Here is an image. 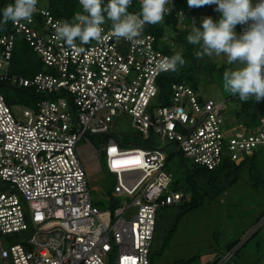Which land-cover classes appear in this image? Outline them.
<instances>
[{
  "label": "built area",
  "instance_id": "obj_1",
  "mask_svg": "<svg viewBox=\"0 0 264 264\" xmlns=\"http://www.w3.org/2000/svg\"><path fill=\"white\" fill-rule=\"evenodd\" d=\"M180 1L188 3L168 0L160 23L175 15L178 28L186 27ZM139 8L133 0L128 11ZM57 21L63 20L37 4L31 22H12L14 30L0 36V259L3 264H153L158 213L179 207L185 198L158 141L176 145L181 156L214 171L225 161L264 158V117L252 126H232L224 103L203 99L187 83H173L166 103L160 79L173 70H161L160 64L176 54L175 31L156 36L145 25L133 43L115 37L109 21L102 41L76 42L73 48L56 39ZM19 37L45 66L33 78L12 73ZM5 86L33 87L40 94L35 109L23 111L24 121L7 102ZM121 115L131 118L148 146L126 149L111 135ZM97 136L107 138L99 142L101 150L93 141ZM99 151L118 180V196H125L110 209H101L92 196L90 166L99 163ZM235 254L236 249L229 251L223 264Z\"/></svg>",
  "mask_w": 264,
  "mask_h": 264
},
{
  "label": "rangeland",
  "instance_id": "obj_2",
  "mask_svg": "<svg viewBox=\"0 0 264 264\" xmlns=\"http://www.w3.org/2000/svg\"><path fill=\"white\" fill-rule=\"evenodd\" d=\"M37 4L47 8L48 0H38ZM77 11H82L81 6H78ZM204 17L216 20L211 6L199 12L193 23L184 29L192 31L200 25ZM166 33L171 37L174 30L166 28ZM174 38H177L176 35ZM175 43L176 54H180L185 60L184 67L181 68L187 69L192 63H197L201 68L194 76L199 95L205 100L226 105L228 124L236 126L264 117V100L256 103L254 98H250L244 102L224 90L223 73L236 66L228 64L226 56L213 54L211 57H198L196 53L201 48L194 45L195 55L190 60L189 49ZM18 65L13 62L12 73L23 74ZM44 70L43 67L42 71ZM2 90L19 120L24 121L22 113L25 109H35L36 97L9 86ZM30 91L36 93L35 89ZM111 135L120 143H125L126 149L137 147L135 144L148 146L127 115H121L115 120ZM93 141L95 147L101 150L99 142L106 143L107 138L97 136ZM83 144L84 141L81 146ZM157 147L162 149L167 160L171 159L167 171L175 175L179 191L185 198L180 207L162 209L158 213L152 250L153 264H206L212 260L209 257L216 254L221 257L218 264H223L227 246L237 241L240 251L227 264H264V158L257 156L255 159L244 160L238 164L236 170L227 169L216 174L214 179L203 176L194 178L186 173L187 170L182 164L184 161L187 169L192 170V161L177 153L176 145L158 141ZM99 163L101 168L96 171L95 165ZM99 163L90 166L92 196L100 208L110 209L125 196H118V180L108 172L105 154L100 151ZM114 256L115 252L110 256L112 263ZM0 264H3L1 259Z\"/></svg>",
  "mask_w": 264,
  "mask_h": 264
},
{
  "label": "clouds",
  "instance_id": "obj_3",
  "mask_svg": "<svg viewBox=\"0 0 264 264\" xmlns=\"http://www.w3.org/2000/svg\"><path fill=\"white\" fill-rule=\"evenodd\" d=\"M132 2L79 0L82 11L71 22L57 21L53 26L55 37L73 48L77 47V40L82 45L92 40L100 42L104 38L103 26L110 21L115 37L135 43L145 25H157L163 20L168 0H139L138 12L128 11ZM37 3L38 0H13L0 9V27L9 21L31 22ZM188 4L190 7L216 5L215 11L220 13L216 20L204 17L187 35L190 44L201 48L196 55L202 58L223 54L228 64L236 65L223 73L224 90L244 102L250 98L256 103L264 100V0H188ZM237 25L245 26L244 31L237 33ZM184 64V58L177 53L165 58L160 68L175 71Z\"/></svg>",
  "mask_w": 264,
  "mask_h": 264
},
{
  "label": "trees",
  "instance_id": "obj_4",
  "mask_svg": "<svg viewBox=\"0 0 264 264\" xmlns=\"http://www.w3.org/2000/svg\"><path fill=\"white\" fill-rule=\"evenodd\" d=\"M12 2H13V0H0V9L4 8L5 6H7L8 4H10ZM78 6H80L78 3V0H48V7L47 8L51 11V13L53 14V16L56 19L68 20L69 22H71L74 15L78 12L77 11ZM178 6L180 8H183L184 10H186V13H187V18L185 20V26L186 27L188 25L192 24L194 19L197 17V14L199 12H202L204 9H206L207 6H211L212 11L216 15V19H218L219 15H220V13L215 11L216 5H204L201 7H195V6L190 7L188 3L185 5L184 3H182V1H180ZM177 22H178L177 17H175V15H173L172 17L166 18L165 25H163V23H159L157 25H148L147 31L149 33L155 34L156 36H162L164 34L166 26L167 25L171 26L177 35L175 42H178L179 44H182L183 46L187 47V49H189L190 54L188 55V58H190V60H192V58L195 55L194 49H193L194 45L190 44L186 39L187 35L191 31L185 30L186 28L185 29L178 28ZM241 26L242 25H237V27H236V30L238 31V33H240ZM13 30L14 29L12 26V22L9 21L6 25H3L2 27H0V36L4 35L7 32H12ZM76 42H79V41L77 40ZM166 52H169L168 48H166ZM28 56H30L29 59H27ZM25 58L27 59V62H26ZM14 61H15V63L19 64L18 65L20 68L19 70L21 73H23V74H19V75H22L26 78L35 77L38 73L43 72L42 71L43 67L45 68V66L42 63L38 54L34 52V50L28 45V43L22 37H19L17 40L16 48L14 51V57H13V62ZM180 68L181 67L178 66L177 70L171 72L170 74L168 73V74L164 75L160 79L161 98H163V100L166 103H167L168 99L170 98L171 85L173 83H187L196 92H198V86H197V83L194 81V76H195L196 72L201 71V68L197 66V63H192V65L189 66L187 69H185V68L180 69ZM11 88H14V87H11ZM14 89L24 91L26 94H28L32 97L34 96V98L36 97L37 102L41 98L40 94H37L33 91H30L32 89H35L33 87L21 88V89L14 88ZM202 98H201V100L203 101L204 98L203 99ZM7 102H8V100H7ZM259 119H260V117L257 120L255 119L256 121L250 120V122L247 121V122H243V123L246 125L252 126L254 124H257L259 122ZM129 142H131V141H129ZM122 144L125 145V143H122ZM135 145L142 146L141 144H135ZM143 147H146V146H143ZM169 161H171V159ZM182 164L185 167V169L187 170L186 173L189 174L190 176L194 177V178L203 176V177H208L209 179H214L216 174H221L222 172H224L227 169L236 170V167H238L239 163L225 161L218 169H216L214 171L208 170V169L203 168V167H199V166L195 165L194 163H192L193 169L190 170V169H187V164L184 161ZM117 204L118 203L113 204L112 208L117 206ZM238 243H239V241L234 242L232 244H229L227 246L226 254L229 251L233 250L238 245ZM220 260H221V258H217L212 264H218Z\"/></svg>",
  "mask_w": 264,
  "mask_h": 264
},
{
  "label": "crops",
  "instance_id": "obj_5",
  "mask_svg": "<svg viewBox=\"0 0 264 264\" xmlns=\"http://www.w3.org/2000/svg\"><path fill=\"white\" fill-rule=\"evenodd\" d=\"M250 122V121H249ZM239 247V245L237 246V248ZM237 248H236V254H235V257L234 258H236L237 257V253H238V251H240L239 249L240 248H238V251H237ZM209 258H211L212 260L211 261H209L208 263H206V264H211V263H213L217 258H221L220 257V255L219 254H216V255H214V256H210ZM232 261V260H231ZM230 262V261H229ZM229 262H227V263H229ZM227 263H225V264H227Z\"/></svg>",
  "mask_w": 264,
  "mask_h": 264
},
{
  "label": "bare ground",
  "instance_id": "obj_6",
  "mask_svg": "<svg viewBox=\"0 0 264 264\" xmlns=\"http://www.w3.org/2000/svg\"><path fill=\"white\" fill-rule=\"evenodd\" d=\"M128 163H129V161H128ZM237 251H238V249H237Z\"/></svg>",
  "mask_w": 264,
  "mask_h": 264
}]
</instances>
